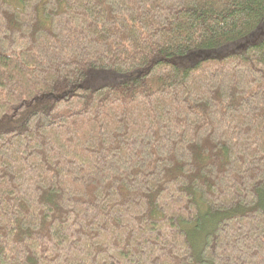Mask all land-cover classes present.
Listing matches in <instances>:
<instances>
[{"label": "trees", "instance_id": "1", "mask_svg": "<svg viewBox=\"0 0 264 264\" xmlns=\"http://www.w3.org/2000/svg\"><path fill=\"white\" fill-rule=\"evenodd\" d=\"M0 264H264V0H0Z\"/></svg>", "mask_w": 264, "mask_h": 264}, {"label": "rangeland", "instance_id": "2", "mask_svg": "<svg viewBox=\"0 0 264 264\" xmlns=\"http://www.w3.org/2000/svg\"><path fill=\"white\" fill-rule=\"evenodd\" d=\"M235 46L239 47V45H235ZM113 82H114V77L110 73L103 71H96L95 73L92 74L87 84L92 87L102 83L109 84Z\"/></svg>", "mask_w": 264, "mask_h": 264}]
</instances>
